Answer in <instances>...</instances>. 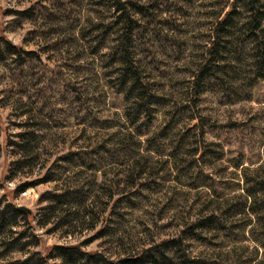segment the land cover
<instances>
[{"label": "rangeland", "instance_id": "374dc122", "mask_svg": "<svg viewBox=\"0 0 264 264\" xmlns=\"http://www.w3.org/2000/svg\"><path fill=\"white\" fill-rule=\"evenodd\" d=\"M115 1L0 0V264H66L49 251L72 246L133 259L217 201L241 203L234 165L263 163L264 58L258 72L256 43L239 32L244 12L226 29L221 69L192 85L234 0H119L134 21L132 60L157 99L142 137L118 81ZM236 219L227 238L188 240V255L252 264L253 220Z\"/></svg>", "mask_w": 264, "mask_h": 264}, {"label": "trees", "instance_id": "16d2710c", "mask_svg": "<svg viewBox=\"0 0 264 264\" xmlns=\"http://www.w3.org/2000/svg\"><path fill=\"white\" fill-rule=\"evenodd\" d=\"M117 11H122L123 15L118 17L119 24H121V40L117 51L120 52L119 61V85L125 93V100L131 101L132 111H127V118L129 125L137 133V136H145V131L142 127H146L149 118L152 116V105L157 104V99L152 94L149 87L144 83L139 73L138 67L134 64L131 54V31L134 21L126 13L123 3L119 0L114 2ZM133 7V5H131ZM137 12H141L142 8L134 6ZM240 11L246 15L244 24L239 30L244 34V37L256 43L257 51V70L259 72L260 66L264 58V35L262 24L264 21V7L260 0H234L229 7L226 15L220 19L212 33L210 45L204 55L202 65L194 72L193 90L200 87L202 81L206 78H213L216 76L218 70L221 69L222 62L220 61V49L224 45V38L227 37L226 29L231 28V22ZM232 29V28H231ZM231 30L228 33L231 34ZM223 44V45H222ZM9 45V44H8ZM220 59V60H219ZM203 117H199L202 125L207 124L203 121ZM27 148L25 151H32L33 149ZM242 163H237L234 168L242 170V176L245 181L244 198L241 203L230 204L234 199L241 197L228 198L226 197L221 202L217 201V207L210 211L207 215H202L188 222L178 232V234L170 239H164L156 243L150 248L144 249L133 259H123L121 261H111L104 255L98 252L84 253L80 250L79 246L72 247H52L49 252L60 250L63 253V258L66 264H209L208 261L203 259H196L190 257L187 252L188 240L201 241L203 232H225V224L229 218L236 221L237 217H241L246 213L253 220V242L258 245L257 249H253V259L250 260L252 264H264V160L263 163L253 173H248V168H241ZM64 195H55L52 197L53 202L60 206L59 212L62 211L66 202ZM55 199V200H54ZM16 210V209H15ZM57 209H53L50 214H54ZM16 213V212H15ZM251 226V222L246 224ZM258 236V237H257ZM260 236V237H259ZM260 250H262L260 254Z\"/></svg>", "mask_w": 264, "mask_h": 264}, {"label": "water", "instance_id": "95a60500", "mask_svg": "<svg viewBox=\"0 0 264 264\" xmlns=\"http://www.w3.org/2000/svg\"><path fill=\"white\" fill-rule=\"evenodd\" d=\"M16 210L22 213H29V210L27 208L21 206L16 207Z\"/></svg>", "mask_w": 264, "mask_h": 264}]
</instances>
